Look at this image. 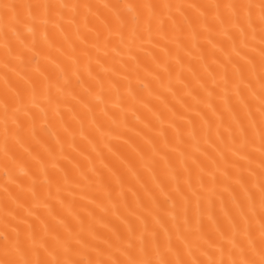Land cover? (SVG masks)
Returning a JSON list of instances; mask_svg holds the SVG:
<instances>
[{"label":"bare ground","instance_id":"bare-ground-1","mask_svg":"<svg viewBox=\"0 0 264 264\" xmlns=\"http://www.w3.org/2000/svg\"><path fill=\"white\" fill-rule=\"evenodd\" d=\"M0 264H264V0H0Z\"/></svg>","mask_w":264,"mask_h":264}]
</instances>
